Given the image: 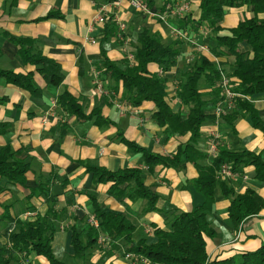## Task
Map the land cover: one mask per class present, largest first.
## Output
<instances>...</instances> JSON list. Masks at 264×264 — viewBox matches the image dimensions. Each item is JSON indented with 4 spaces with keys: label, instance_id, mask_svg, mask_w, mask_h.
Wrapping results in <instances>:
<instances>
[{
    "label": "crops",
    "instance_id": "0c3cea01",
    "mask_svg": "<svg viewBox=\"0 0 264 264\" xmlns=\"http://www.w3.org/2000/svg\"><path fill=\"white\" fill-rule=\"evenodd\" d=\"M143 1L148 10L132 0H0V150L6 146L23 149L20 158L31 164L26 173V186L8 183L0 177V184L6 185L0 194V214L6 206L20 220L50 213V222L55 228L53 251L66 264H138L126 257L125 239H111L106 232H101L99 238L108 237V241L98 239L87 249L85 260L74 258V231H80L82 240L87 241L96 202L105 211L124 215L135 226L133 238L145 239L148 243L156 242V229L170 227L176 212L192 211L203 203L202 194L192 183L199 174L196 163L187 162L183 168L158 164L150 173L144 153L135 151L123 139L151 153L174 158L180 146L185 147L189 134L180 135L160 125L153 117L156 111L153 101L135 106L124 100L123 81L104 72L106 58L121 68L133 63L138 36L144 29L158 33L166 44L180 40L177 46L182 54L178 58V71L164 73L156 64H150L149 70L169 78L168 100L175 110L185 115L188 109L176 97L173 82L179 80L199 54H206L212 60L214 57L208 44L202 42L208 35L206 27L197 31L195 23L184 25L185 16L199 18L202 0H189L190 8L181 16H168L167 12L184 0ZM253 10V6L247 5L230 7L221 25L225 30L236 27L251 18ZM163 14L165 20L159 18ZM100 15H103L101 22L97 21ZM260 16L264 17V13ZM119 20L127 27L125 39L118 38ZM173 28H179L186 37L173 34ZM19 37L35 39L42 54L60 64L64 74L62 84L48 83L39 69L41 65L21 58L16 40ZM200 46L208 48L201 51ZM241 47L251 51L247 44L242 43ZM231 60L232 57L219 58L220 62ZM11 73L30 76L32 89L10 80ZM98 80L103 85L102 91L96 87ZM200 87L210 100L204 109L215 114L220 106L224 113L203 124L197 148L207 151L213 135H218L220 148L248 149L262 153L264 158V133L254 126L250 115L237 118L231 126L224 116L236 108L235 103L229 107L227 101H220L206 80H202ZM65 91L79 99L90 118L80 121L58 103ZM249 98L264 120V92ZM55 99L57 105L53 108ZM122 104L125 114L121 112ZM98 115L108 123L100 119L96 122ZM80 161L112 171L141 168L146 184L159 195L158 210L146 211V198L111 194L113 182L97 183ZM212 161L213 157L208 156L200 164L207 166ZM184 162L182 155L181 163ZM255 173V167L249 165L226 181L236 194L251 188L264 198V181L257 179ZM40 184L47 193L29 198L30 188ZM215 197L214 210L208 216L214 230L212 237L207 238L209 259L230 258L259 249L264 241V208L236 228L229 215L233 197L223 195L219 187ZM1 224L4 234L20 227L15 222ZM31 257L36 264H50L44 257Z\"/></svg>",
    "mask_w": 264,
    "mask_h": 264
},
{
    "label": "trees",
    "instance_id": "16d2710c",
    "mask_svg": "<svg viewBox=\"0 0 264 264\" xmlns=\"http://www.w3.org/2000/svg\"><path fill=\"white\" fill-rule=\"evenodd\" d=\"M254 7L253 16L240 22L236 27L225 30L221 25L223 17L230 7ZM264 0H202L200 14L197 20L185 16V26L194 24L195 30L206 27L208 35L202 41L208 44L211 52L218 58L232 57L231 62L216 63L206 54H199L193 64H189L187 71L176 80V97L184 104L188 111L183 114L175 110L168 100L167 76L152 73L150 64L158 65L164 73L178 71V58L181 49L177 46L180 40L171 44L163 42L162 37L149 29H144L138 36V46L135 61L121 68L117 62L108 58L104 61V72L115 80L123 81V99L132 105L139 106L144 101H153L156 111L155 120L167 130L180 135L189 134V139L180 146L174 158L154 154L141 148L136 143L125 138L124 141L135 151L144 153L148 171H154L158 164L174 165L183 168L187 162L196 163L199 174L193 179L195 188L202 194L203 203L192 211H178L167 229L155 230L157 240L148 243L145 239L135 240L133 233L135 226L124 215L105 211L99 203H95V218L99 221L98 228L88 226L87 241L82 240V233L74 231L72 244L74 258L85 260L87 249L94 245L101 232H106L111 239L123 238L128 244L127 253H134L148 258L151 264H264V241L259 249L244 252L230 258H215L210 260L207 252V238L214 234L208 216L214 210L216 190L219 187L225 196H232L229 215L236 228L246 219L257 215L264 208V198L255 190L248 188L243 193L236 194L226 180L219 177L220 167L228 163L234 172H240L244 167H255L256 178L264 181V158L262 153H255L248 149L231 150L220 148L217 156H211L207 151L197 148L196 143L202 137V127L207 120L215 119L216 114L207 112L204 106L210 101L201 90L202 80L212 85L213 93L220 101L225 99L224 90L217 86L222 73L228 75L231 91L234 97L235 109L226 114L224 119L233 126L234 121L242 116L250 115L254 126L264 133V120L250 101V96L264 92ZM183 20V21H184ZM181 23V21H180ZM183 27V26H182ZM20 45L19 55L25 61H32L38 65L48 83L60 85L64 81V74L59 63L43 55L37 42L33 38H16ZM215 43V45L212 44ZM247 44L251 51L243 50L241 44ZM36 51V52H34ZM125 63V62H124ZM14 83L32 89L31 77L9 74ZM216 102V101H215ZM58 103L78 120L90 118L79 102L69 92H63ZM103 120L100 115L98 120ZM21 150H13L6 146L0 150V177L6 178L8 183L26 186V173L31 164L19 155ZM184 155L185 162L181 163ZM213 157L210 165L202 166L200 161ZM87 171L93 174L98 182H113L109 192L114 195H127L130 198L148 199L146 211L158 210V193L148 184L141 168H127L112 171L105 167L90 165L88 161H80ZM127 184L122 188V185ZM6 185L0 184V194ZM29 198L47 193L40 184L31 187ZM95 199V198H94ZM2 222L17 223L20 227L16 231L3 233ZM55 228L50 222V213L38 215L33 219L20 220L10 214V207L6 206L0 214V264H36L32 255L46 258L50 264H66L58 260L53 251ZM82 264V263H78Z\"/></svg>",
    "mask_w": 264,
    "mask_h": 264
},
{
    "label": "built area",
    "instance_id": "2783aa9c",
    "mask_svg": "<svg viewBox=\"0 0 264 264\" xmlns=\"http://www.w3.org/2000/svg\"><path fill=\"white\" fill-rule=\"evenodd\" d=\"M132 1H134L138 7L142 8V9H145V10H148V6L146 5V3H145L143 0H132ZM188 5H189V3H187L186 0H184V1L181 2L180 4H176V5L174 6V8H173V7H170V9L173 10V9H175L177 6H179L178 9H180V7H181L182 9H180V11H181V12H182V11L184 12V11H185L184 8H188V9H189ZM173 11H174L175 13H178V12H176L175 10H173ZM160 17H161V15H160ZM102 20H103V15H100V16L97 18V21H100V22H101ZM118 27H119V35H120V38H121V39H124V38H123V37H124V36H123V33L126 31V28H127V27H126V24H125L124 22H120V21H118ZM172 32H173L176 36H178V37H180V38H185V37H186V35L184 34V32H182L179 28H173V29H172ZM200 47H201V46H200ZM130 57L133 58V55L130 56ZM224 75H225V74H224ZM224 75H223V80H224V82H222V86H221V87H222V89L224 90V93L226 94V96H227L228 98L234 100V97H236L237 94L231 91V84H230L231 81H230V80H232V79L227 78V77L224 76ZM96 87H97L98 89L102 90L103 85H102V83H101L100 80H98V81L96 82ZM56 105H57V100L55 99V100L53 101V108H54ZM230 105H231V106H234V103H233V104L230 103ZM121 107L123 108L124 106H121ZM122 108H121V109H122ZM216 109H217L216 111H218V109H221V108H216ZM121 112H122V114H125V113H126V112H125V108L122 109ZM48 114H49V113H48ZM218 114H219V113H218ZM218 114L216 113L217 116H218ZM219 145H220V137H218V135H213V137L211 138V140H210V142H209L208 153H209L211 156H217V155H218V151H219V149H218V148H219ZM218 173H219V177H220L221 179H223V180L230 179L231 177H233L234 175H236V172L233 171L231 165L228 164V163L223 164V165L220 167ZM91 222H92L93 226H95L96 228H98L99 222H98L97 219L92 218V219H91ZM104 239H106V241H108L109 238H108V237H104V236H102V237L99 238L100 241H103ZM126 257H127V258H132V259H133L134 261H136V263H138V264H150V263H151L150 260H149L148 258H146V257H144V256H141V255H138V254H134V253H127V254H126Z\"/></svg>",
    "mask_w": 264,
    "mask_h": 264
},
{
    "label": "rangeland",
    "instance_id": "374dc122",
    "mask_svg": "<svg viewBox=\"0 0 264 264\" xmlns=\"http://www.w3.org/2000/svg\"><path fill=\"white\" fill-rule=\"evenodd\" d=\"M186 2L187 3H189V0H186ZM178 7L179 6H177L175 9H173V10H175L176 12H178V13H175L173 10H171L170 9V11H168L167 13L169 14L168 16H170V15H173V16H181L182 14H183V11L181 12L180 11V9H182L181 7H180V9H178ZM188 7L190 8V4L188 5ZM174 8V7H173ZM184 12H186L187 10H188V8H184ZM172 13V14H171ZM160 19H162V20H165L166 19V15H161V17H159ZM120 21V20H119ZM120 22H122V21H120ZM127 29V28H126ZM119 30V29H118ZM126 32V31H125ZM125 32L123 33V36L125 35ZM174 34V33H173ZM118 38H120V35H119V31H118ZM124 39L126 38L125 36L123 37ZM121 39V38H120ZM125 41V40H124ZM206 48H208V47H206V46H201L200 47V50L201 51H206ZM133 59V58H132ZM134 60H135V57H134ZM213 61H215L216 63H219L220 61H219V58L218 59H216L215 58V55H214V57H213ZM190 64V63H189ZM225 73H222V75H224ZM224 76H226L227 78H229L228 77V75H224ZM231 79V78H230ZM222 82H224V80H223V76H222V78H221V80L218 82V83H216L217 84V86H219L220 88H222L221 86H222ZM174 83V85H175V83H176V81H174L173 82ZM176 87V86H175ZM100 91H102V90H100ZM224 95H225V101H227V104L229 105V107H234V106H231L230 105V103H234V101H233V99H230V98H228L227 96H226V94L224 93ZM126 103H128V102H126ZM121 103H119V105H120ZM122 106H124V104H122ZM125 107H123L122 109H124ZM217 108H221L220 106H217ZM217 109H215V114L217 113H219L218 114V116H220V115H222L223 113H224V111H223V108H221V109H218V111H216ZM125 112H126V109H125ZM220 146V145H219ZM208 148H209V144H208ZM17 264H19V262H16ZM11 264H15L14 262H11Z\"/></svg>",
    "mask_w": 264,
    "mask_h": 264
}]
</instances>
